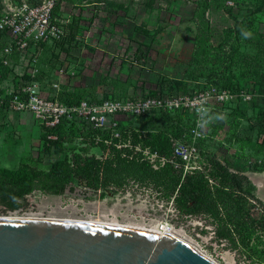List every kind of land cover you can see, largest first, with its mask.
Listing matches in <instances>:
<instances>
[{
  "label": "rangeland",
  "instance_id": "374dc122",
  "mask_svg": "<svg viewBox=\"0 0 264 264\" xmlns=\"http://www.w3.org/2000/svg\"><path fill=\"white\" fill-rule=\"evenodd\" d=\"M198 1L154 0L152 6L147 5V0H86L76 1L75 4L64 3L65 20H74L77 23L69 36L67 29L63 47L58 49L59 54L49 55V63L46 62L45 67L50 71L48 77L40 83L39 96L48 101L54 98L50 85L55 79L64 82L70 91L87 90L82 101L92 98L99 101L109 96L119 99H146L185 94L178 89H171L170 81L186 85L188 93L210 86L207 77L195 81L191 76L196 50L195 39L198 34ZM209 1L211 5L206 11V19L211 29V45L218 46L223 42L225 31L234 29L235 24L251 12L255 13L253 28L264 34V0ZM240 40L241 51L255 55L256 47ZM64 67L65 75L71 77L70 79L56 74L57 69ZM215 69L222 72L224 66L217 64ZM233 71L241 77L242 88L236 94L238 98L232 111L240 109L246 116L235 120L230 116L232 112H228L222 119L215 120L213 117L214 122L208 127V142L200 147L201 158L206 167L214 157L222 162L226 161L233 173L244 175L253 183L255 195L264 205V179L257 181L248 175L252 173L249 171L250 161H257L262 165L264 162L261 158L254 157L248 147L244 152L248 159L243 158L240 145L234 136L240 133L245 136L254 135L256 119H261L264 114V63L255 67V75L245 74L246 67L242 64L235 65ZM256 72H259L258 75ZM218 88L224 89L220 86ZM152 91L156 94L152 95ZM49 118L50 111L45 108H33L10 115L8 108L0 107V166L17 167L25 160L37 159L41 155L46 165L49 157L45 155L41 127ZM152 118L143 123V131H163L167 134L176 131L175 124H171L165 116L156 114ZM124 123L132 125L130 120H122L121 125ZM79 125L86 141L75 140L72 144H67L66 148L68 151L73 148L79 152L81 150L84 158L94 156L99 161L96 189L100 192L87 195L77 191L79 187H89L86 181L74 177V193L51 196L34 192L26 197V205L20 210L6 211L0 206V217L35 216L111 222L124 227L141 228H153L161 223L157 221L166 220L174 227L173 235L193 245L217 264H255L232 249L227 240L218 241L213 236L216 226L211 215L192 213L189 218L186 217L189 214H184L179 209V212L173 214L169 210V204L158 203L153 197L147 198L140 194L141 190H134L132 197H129L126 194L127 191L131 192L128 181H132L133 176L124 175L122 180L125 182L122 185L107 183V163H111L112 169L118 164L116 160L110 161L114 157H107V148L100 151L96 146L103 139H107V133H95L83 123ZM215 125L219 128H212ZM129 131H132L131 127ZM87 148L90 149L88 152L82 151ZM72 154L70 152V156ZM182 174L184 178L185 172L182 171ZM138 181L152 186L153 191L160 193L166 203L176 197V193L168 195L148 179ZM111 192L112 195H109ZM254 211L260 214L259 208Z\"/></svg>",
  "mask_w": 264,
  "mask_h": 264
},
{
  "label": "trees",
  "instance_id": "16d2710c",
  "mask_svg": "<svg viewBox=\"0 0 264 264\" xmlns=\"http://www.w3.org/2000/svg\"><path fill=\"white\" fill-rule=\"evenodd\" d=\"M37 1L39 0H31L33 3ZM76 1L86 0H60V3L75 4ZM153 1L147 0V5L152 6ZM210 5L209 0H199L197 2L196 23L198 34L195 39L196 50L191 76L195 81L207 77L210 85L220 86L237 94L242 88L241 77L235 74L233 68L235 65L242 64L246 67L245 74L255 75V67L264 63V34L253 28L255 13L251 12V14L244 16L242 21L237 22L234 29L225 31L226 36L223 42L218 46L211 45V29L209 21L206 19V11ZM262 5H264V1ZM1 9L0 0V12ZM76 23L71 20V23L66 26L69 30L68 36ZM245 33H249V35H245ZM240 39L256 47L255 55L245 54L241 51ZM63 44L64 42L52 46L44 45L36 80L42 82L45 80L44 78L48 77L50 70L45 67L46 62L49 63L48 57L49 55L59 54L58 49L61 50ZM4 45L5 41L0 36V51ZM217 64H222L224 71L216 70L215 66ZM0 73L4 79L8 77L9 73V70L2 64L1 59ZM258 73L256 72V75ZM64 77L71 78L67 75H64ZM26 79L31 80V77L26 76ZM169 84L171 89L188 93L186 85H181L178 81H170ZM86 94L87 90L83 89L70 91L62 82L57 99L67 107L72 108L80 105ZM155 94L156 92L152 91V95ZM110 97L112 96L106 98ZM160 115L165 116V119L171 121V124H174V119H177L179 122L175 125L176 131L174 130L172 134L158 131L147 134L139 141L144 146L157 150L160 154L169 155L172 152L171 137H180L182 119L178 113L174 116L168 113H161ZM230 116L238 120L246 114L236 108ZM151 119L153 118L150 117L148 120ZM212 128L219 127L215 125ZM255 130L256 133L251 136H245L241 133L235 134V141L240 145L243 158L248 159L244 155L248 147L252 150L254 157L261 158L264 162V114L261 119H256ZM49 137H55V139ZM83 137L86 136L80 127L74 121L67 120L66 116L62 117L60 123L55 126L42 125L41 138L45 155L49 157L48 163L46 165L43 163L44 158L41 155L37 159L29 158L23 161L17 167L0 166V206L6 211L20 210L26 205V197L34 192L51 196H62L68 190L70 193H74L75 188L72 185L74 177L86 181V185L90 189L97 190L99 161L94 156L84 158L80 153L81 150L79 152V150L76 151L73 148L68 151L66 148L67 144H72L75 140L81 139L82 142H85L86 140ZM207 139L205 141L208 142ZM204 144L206 142H200V146H204ZM91 146L95 147V145ZM96 146L100 151H105L107 148L102 141ZM89 150L87 148L82 151L88 152ZM70 152L73 153L72 156H70ZM53 155H56V157L53 158ZM114 160L118 162L115 169L111 168L110 162H106L107 183L114 182L117 185H122L125 182V180H122L123 176L128 175L140 181L148 179L161 187L168 195L176 193L175 204L182 213L189 215L192 213H206L211 215L213 224L216 226L215 233L218 241L227 240L232 249L246 256L253 263L264 264V205L256 197L253 183L246 176L233 173L226 161L222 162L216 157L210 160L211 168L208 174L214 182L212 185L202 172L186 174L183 178L182 170L176 171L170 166L154 171L146 163L130 162L121 158L118 154L114 159H110V161ZM249 171L262 173L264 172V165L257 161H250ZM256 206H258L260 214L254 211L258 209Z\"/></svg>",
  "mask_w": 264,
  "mask_h": 264
},
{
  "label": "built area",
  "instance_id": "2783aa9c",
  "mask_svg": "<svg viewBox=\"0 0 264 264\" xmlns=\"http://www.w3.org/2000/svg\"><path fill=\"white\" fill-rule=\"evenodd\" d=\"M1 6L0 36L3 37L5 45L0 51V59L9 73L5 79L0 73V106L8 108V114L33 108L48 109L50 118L43 124L47 127L55 126L66 116L69 121L75 120L78 126L83 123L96 132L107 133V139L102 142L107 145L109 158L118 154L130 162L146 163L154 171L170 166L184 171L185 174L202 172L211 184L214 183L208 174L210 165L206 167L201 158L200 142H207L205 140L209 136L208 127L214 122L213 117L215 120L222 119L228 112H232L238 98L236 93L210 85L195 93L177 94L167 98L110 97L99 101L87 99L80 105L69 108L57 99L61 81L55 79L50 85L54 98L48 101L39 96L41 82L36 77L44 45L61 44L67 35L66 26L71 21L69 23L65 20L64 3H60V0H39L34 3L31 0H1ZM56 74L64 76L65 67L59 68ZM26 76L31 77V80L26 79ZM161 113L172 116L178 113L182 119L180 137H171L172 152L169 155L160 154L139 141L145 134L154 133L141 129L144 121ZM122 120H130L132 125H121ZM178 122L177 119L173 121L175 125ZM129 127L132 131H129ZM52 157L55 158L56 155ZM128 187L131 189V192L126 193L129 197H132L134 190H141V195L153 197L161 204H169L171 213L179 212L175 206V197L166 203L160 193L153 191L152 186L142 184L136 179L128 181ZM110 190L112 191V187ZM186 217L190 218L191 215ZM163 221L174 232L173 225L166 220L157 222ZM212 234L216 236L215 231Z\"/></svg>",
  "mask_w": 264,
  "mask_h": 264
},
{
  "label": "water",
  "instance_id": "95a60500",
  "mask_svg": "<svg viewBox=\"0 0 264 264\" xmlns=\"http://www.w3.org/2000/svg\"><path fill=\"white\" fill-rule=\"evenodd\" d=\"M77 191L98 193L81 187ZM0 264L217 263L169 233L87 221L0 217Z\"/></svg>",
  "mask_w": 264,
  "mask_h": 264
},
{
  "label": "bare ground",
  "instance_id": "6f19581e",
  "mask_svg": "<svg viewBox=\"0 0 264 264\" xmlns=\"http://www.w3.org/2000/svg\"><path fill=\"white\" fill-rule=\"evenodd\" d=\"M249 175V177L251 178V179H253V180H257V181H259V180H261V179H264V172H262V173H249L248 174ZM257 181H256V183H257ZM7 218H19L18 216H11V217H7ZM28 218H38V217H28ZM45 219H51V220H60V219H53V218H45ZM63 220V219H62ZM69 221H80V220H69ZM87 222H92V221H87ZM93 223H97V224H105V225H114V226H121V227H124V226H122V225H119V224H114V223H102V222H94L93 221ZM131 228H137V229H141V230H147V231H154V232H157V233H159V234H162V233H169V234H172L173 235V233H172V231L169 229V227H168V224H166L165 222H161V223H158L155 227H153V228H141V227H139V226H137V227H131ZM175 236V235H174ZM176 237V236H175ZM177 238H178V236H177ZM180 239V238H179ZM182 240V239H181ZM182 241H184V240H182ZM185 242V241H184ZM187 243V242H186ZM189 244V243H188ZM189 245H191V244H189ZM192 247H194L193 245H191ZM195 248V247H194ZM197 249V248H196ZM198 250V249H197ZM199 251V250H198Z\"/></svg>",
  "mask_w": 264,
  "mask_h": 264
},
{
  "label": "flooded vegetation",
  "instance_id": "af4514ba",
  "mask_svg": "<svg viewBox=\"0 0 264 264\" xmlns=\"http://www.w3.org/2000/svg\"><path fill=\"white\" fill-rule=\"evenodd\" d=\"M125 185V184H124ZM113 191V190H112ZM113 192L109 193V195H112Z\"/></svg>",
  "mask_w": 264,
  "mask_h": 264
},
{
  "label": "clouds",
  "instance_id": "9594fccd",
  "mask_svg": "<svg viewBox=\"0 0 264 264\" xmlns=\"http://www.w3.org/2000/svg\"><path fill=\"white\" fill-rule=\"evenodd\" d=\"M245 35H249V33H245Z\"/></svg>",
  "mask_w": 264,
  "mask_h": 264
}]
</instances>
